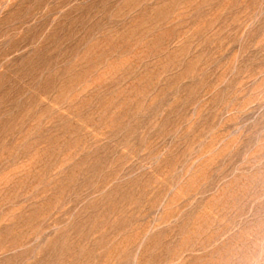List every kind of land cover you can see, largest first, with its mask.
Instances as JSON below:
<instances>
[{
  "label": "rangeland",
  "instance_id": "1",
  "mask_svg": "<svg viewBox=\"0 0 264 264\" xmlns=\"http://www.w3.org/2000/svg\"><path fill=\"white\" fill-rule=\"evenodd\" d=\"M0 264H264V0H0Z\"/></svg>",
  "mask_w": 264,
  "mask_h": 264
},
{
  "label": "bare ground",
  "instance_id": "2",
  "mask_svg": "<svg viewBox=\"0 0 264 264\" xmlns=\"http://www.w3.org/2000/svg\"><path fill=\"white\" fill-rule=\"evenodd\" d=\"M45 66V65H44Z\"/></svg>",
  "mask_w": 264,
  "mask_h": 264
}]
</instances>
